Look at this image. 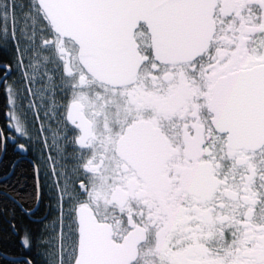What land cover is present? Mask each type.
<instances>
[{
  "label": "snow or ice",
  "instance_id": "obj_1",
  "mask_svg": "<svg viewBox=\"0 0 264 264\" xmlns=\"http://www.w3.org/2000/svg\"><path fill=\"white\" fill-rule=\"evenodd\" d=\"M0 49L36 264H264V0H0Z\"/></svg>",
  "mask_w": 264,
  "mask_h": 264
},
{
  "label": "flooded vegetation",
  "instance_id": "obj_2",
  "mask_svg": "<svg viewBox=\"0 0 264 264\" xmlns=\"http://www.w3.org/2000/svg\"><path fill=\"white\" fill-rule=\"evenodd\" d=\"M12 62V68L7 77L9 84H14L17 89L24 88V81L21 78L20 71H17L13 62V52L0 49V130L4 137H7L11 131L17 135L14 130L8 126V119L5 115L10 107L7 105L6 93L4 91V68L5 64ZM26 99H30L25 93L19 97L18 103L23 104ZM35 122V121H33ZM38 124V122H35ZM35 157L32 153L22 154L15 148L11 140L5 145V150L0 151V204H7L9 207L10 218L6 219L9 224H15L17 232L14 234L19 238L25 228L32 229L35 234L38 227L36 218L43 216L48 210L49 204L46 196L47 189L44 190V199L36 205V165L33 163ZM15 165V167H13ZM34 209L35 215H29L26 209ZM12 228V227H11ZM13 231V229H12ZM4 254L0 252V264H25V257L32 258L36 264L37 257L35 252H28L26 249Z\"/></svg>",
  "mask_w": 264,
  "mask_h": 264
},
{
  "label": "trees",
  "instance_id": "obj_3",
  "mask_svg": "<svg viewBox=\"0 0 264 264\" xmlns=\"http://www.w3.org/2000/svg\"><path fill=\"white\" fill-rule=\"evenodd\" d=\"M6 219L10 218L7 204H0V252L10 254L20 250L19 238L13 234L12 228Z\"/></svg>",
  "mask_w": 264,
  "mask_h": 264
}]
</instances>
